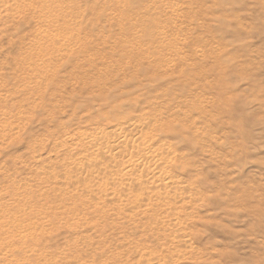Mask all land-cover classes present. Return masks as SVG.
<instances>
[{
	"label": "bare ground",
	"instance_id": "6f19581e",
	"mask_svg": "<svg viewBox=\"0 0 264 264\" xmlns=\"http://www.w3.org/2000/svg\"><path fill=\"white\" fill-rule=\"evenodd\" d=\"M86 1L0 0V41L9 39L20 59L33 55L39 61L32 77L24 81L26 99L16 101L20 104L17 115L0 126V264H237L227 240L253 236L259 229L253 223L254 196L221 198L217 195L225 189L224 184L211 176H220L227 165L221 150H226L236 128L238 95L229 84L226 89L222 87L227 83L226 75L220 74L218 79L201 75L197 79L180 69L181 89L174 96H156L160 87L141 95L129 86V90L123 87L128 91L122 90L128 82L120 70L113 74L109 66L79 55L86 44L77 40L79 21L87 19L93 10V0ZM118 2L122 6L125 0ZM147 26L149 35L157 28ZM161 35L158 40L165 42ZM133 38L131 43L136 34ZM150 39L153 45L155 41ZM127 42L120 44L126 52L130 49L126 48ZM151 44L147 41L145 45L152 50L155 46ZM78 61L87 63L89 68L84 70ZM59 63L71 64L81 72L74 71L59 85L69 92L68 98L61 93L48 100L72 104L71 96V100L80 103L79 108L89 111V126H100L103 135L90 147L84 145L87 150L90 148L87 166H80L79 172L66 170L68 182L65 178L64 181L72 189L58 195L41 187L35 191L27 189L26 181L17 179L20 171L16 161L21 157L1 143L13 142L10 138L24 123L25 114L43 111L48 105L44 79L55 74ZM164 63L169 68V59ZM154 65H150L151 70ZM165 68L161 70L168 73ZM174 72L177 73L175 69ZM153 74H149L150 83L156 84ZM142 76L145 78V74ZM137 80L138 87L139 75ZM213 82L219 86L217 89H225L216 92L215 87L216 99L206 93V87ZM28 102L31 110L22 106ZM54 116L50 115L47 121L54 123ZM114 125L119 127L107 132ZM131 127L142 129L134 132ZM64 133L57 134L52 149L68 134ZM162 136L181 139L183 147L175 142V148L164 149L148 142ZM61 144L66 141L61 140ZM40 159L41 153L37 152L24 162L33 166ZM35 167L40 178L42 167ZM50 179L58 185L64 182L57 175ZM242 208L251 210L248 221H242ZM223 219L234 223L223 224ZM238 223H243L248 232L233 227ZM195 238L202 243L196 245ZM122 241L125 244L121 245ZM262 252L249 261L264 264Z\"/></svg>",
	"mask_w": 264,
	"mask_h": 264
},
{
	"label": "rangeland",
	"instance_id": "374dc122",
	"mask_svg": "<svg viewBox=\"0 0 264 264\" xmlns=\"http://www.w3.org/2000/svg\"><path fill=\"white\" fill-rule=\"evenodd\" d=\"M118 1L121 0H93L92 13L87 16V19L79 21L77 40L86 42L79 53L81 58L95 59L99 64L109 66L113 74L120 70L121 77L126 75L128 82L125 86L122 85V88L128 89L129 86L130 90L140 95L147 90L150 93L156 92L159 87L157 92L161 89L163 91L155 93L156 96L178 94L181 89L180 70L190 72L197 79H200L201 75L216 79L220 74L226 75L228 80H225L227 83L222 87L226 89L229 84L238 95L234 110L236 128L234 130L230 128L233 130L231 141L225 151L221 150L225 158L224 163L227 165L220 176L215 178V175H212L211 179L224 184L225 189L217 195L221 198L254 196L253 223H256L259 229L253 233V236L228 239L227 242L228 250L237 257V264H259L256 260H249L264 251V0H125L122 6H119ZM79 2L87 3L86 0H79ZM148 24L157 26L151 35H149L150 25L147 26ZM158 35L165 36V42L159 41ZM149 37H152L156 43L152 45L153 42L149 40ZM132 38L134 40L131 43ZM13 40H17V37L14 36ZM125 41L130 44L129 46L126 43V48H130L127 52L126 49L122 48L123 51L120 49V44ZM147 41L151 47L157 48L150 50V46L145 45ZM141 50H145L146 54ZM15 53L16 48L9 44V39L0 41V126L7 119H14L17 115L20 104L16 101L21 102V99H26L22 89L24 81L32 77L33 70H37L36 66L39 64L33 55H25L26 58L23 60ZM127 55L130 58L133 57V61ZM164 58L169 59V68L165 66ZM180 58L184 60L181 61ZM179 61L182 63L179 64ZM78 62L80 66H85L81 67L84 70L89 68L88 65L86 66L87 63ZM190 62L195 65H190ZM150 65H154L152 70ZM161 68L168 69V73ZM155 69L159 74H156ZM174 69L176 72L180 70L175 73ZM74 71L81 72L71 64H57L55 74L50 73L44 79L46 90H43L46 93L49 92L46 96L48 105L43 111H30L29 114H25L24 123L16 130L14 137L10 138L13 142L6 144L2 141L1 143V146L21 157L19 162L16 161L20 171L17 179L26 181L29 190L35 191L41 187L43 191L50 190L51 193L59 195L72 189L66 184L68 182L66 170L75 172L80 166L82 168L87 166L90 148L87 150L84 145L90 147L91 142L103 135L100 126H89L86 122V118L90 116L89 111L79 108L80 103L71 100V96L69 99L73 102L72 104L66 102L59 104V102L48 100L49 97H53V94L62 93L65 99L69 97V92L60 89L59 85H62ZM153 73L158 84H155L156 81L150 83L149 74ZM144 74L146 79L142 76ZM138 75L141 84L139 83L137 87L135 83L138 81ZM209 86L206 87L207 95L212 93L216 99L215 93L220 92L221 89H217L219 86L217 87L214 82ZM124 88L122 90H129ZM134 89H137L139 93ZM225 89L222 88L221 91ZM22 106L31 110L30 102ZM95 109L97 110L98 107ZM50 115H55L57 121L48 122L47 118ZM117 127L119 126L114 125L107 132H112ZM225 127L229 130L228 126ZM130 129L137 132L142 128L131 127ZM60 132L62 134L68 132V134L64 133L65 136L61 139L66 141V144H61L60 140L58 146L52 149L54 139ZM148 142L161 145L164 149L168 147L172 149L175 142L183 147L182 140L176 137L162 136L150 139ZM37 152L41 153V159L34 165L39 169L42 167L40 178H38L37 168L34 165L27 166L24 162L27 157ZM173 155L172 153L171 156L174 157ZM224 163L221 164L225 165ZM178 174L177 172L176 175ZM52 175L59 176L63 181L65 178L67 182L64 181L58 185L51 181ZM184 184L188 185L187 182ZM242 190L246 191L238 192ZM211 196L205 195V197ZM73 198L75 201L78 200V203L81 202V199ZM83 198L87 199V197ZM250 206L252 207V204ZM242 209V221H248L251 210ZM231 222L234 223V221L223 219V224ZM233 227L248 232L243 223ZM193 242L198 245L201 241L195 238ZM120 244L123 245L125 242L122 241Z\"/></svg>",
	"mask_w": 264,
	"mask_h": 264
}]
</instances>
